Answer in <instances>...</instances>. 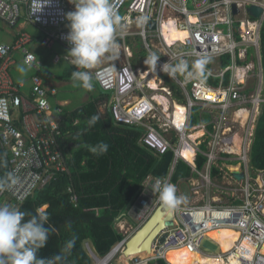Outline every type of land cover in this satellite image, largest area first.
<instances>
[{
	"label": "built area",
	"instance_id": "obj_1",
	"mask_svg": "<svg viewBox=\"0 0 264 264\" xmlns=\"http://www.w3.org/2000/svg\"><path fill=\"white\" fill-rule=\"evenodd\" d=\"M111 3L127 27L118 36L124 52L119 51L115 60L95 70L97 84L110 94L109 102L101 108L109 110L117 125L142 128L145 133L139 144L155 157L173 152L170 172L161 180L173 184L177 195L184 197L177 208L167 212L173 214L174 225L158 236L151 256H131L121 264H171L167 254L182 249L222 257L227 264L230 259L235 264H264V170L256 169L251 158L264 108V0ZM251 9L260 11V16H255ZM74 10L70 0H0V20L9 27L16 28L25 19L42 32L45 43H59L67 50L70 45L64 38L69 32L64 29L69 24L66 13ZM141 16L147 20L138 25L136 20ZM151 24L155 27L150 28ZM130 38L139 39L145 58L152 52L160 57L156 73L132 66L134 52L127 44ZM32 42L29 33L21 32L13 44L0 45V148L9 165L8 172L18 180L10 189L0 192V199L14 200L16 206L33 197L56 174L71 173L70 157L62 144L72 135L62 130L64 111L54 110L50 103L57 89L47 87L40 76H33L29 99L23 93L26 83L17 84L11 75L17 63L15 52L22 54L27 67L41 71L40 62L28 48ZM198 54L210 57V66L206 65L200 78L172 79L159 71V65L170 57L173 63L184 59L191 65ZM223 58L229 59L228 65H223ZM153 79L156 87L151 85ZM212 79L218 83L213 84ZM168 82L181 94L178 102L173 99ZM177 106L185 109L182 122L177 120ZM195 109H200V125L191 124ZM199 131L203 134L193 138ZM186 146L205 158L202 168L184 158ZM179 161L191 168V176L184 182L188 195L182 185L173 182ZM156 180L150 176L144 182L128 213L132 221L123 219L117 225L124 239L110 254L100 258L88 245L93 264H117L116 257L125 256L129 239L161 206L150 187ZM70 191L71 200L76 203L77 196L73 189ZM222 230L239 235L227 253H221V244L209 237L211 232Z\"/></svg>",
	"mask_w": 264,
	"mask_h": 264
},
{
	"label": "trees",
	"instance_id": "obj_2",
	"mask_svg": "<svg viewBox=\"0 0 264 264\" xmlns=\"http://www.w3.org/2000/svg\"><path fill=\"white\" fill-rule=\"evenodd\" d=\"M128 42L132 44L131 40ZM261 54L264 68V30ZM140 55L144 57L145 52L141 51ZM228 64L229 59L223 58V65ZM207 66H210L209 63ZM211 82L218 83L214 79ZM109 100L110 95H101L65 116L62 130L70 132L72 136L65 139L62 145L64 153L70 157V175L56 174L35 196L29 197L19 206L21 210L34 211L37 207L48 205L46 211L49 213V223L57 231L50 235L47 246L40 250L39 256L49 257L58 253L65 242L73 237L75 245L66 264H93L87 251V245H90L87 242H91L90 247L100 258L107 256L124 239L117 225L123 219L132 221L128 213L139 198L144 182L150 176L164 179L170 172L173 152L155 157L139 144L142 128L117 125L110 114L101 116L100 104ZM199 112L200 109H196L191 124H199ZM93 115H99L100 119L95 126L89 127L87 121ZM99 142L108 144L109 148L106 154L97 156L89 151L88 146H95ZM183 155L199 169L206 161L187 146L183 149ZM251 158L256 169L264 170V108ZM8 171L9 165L0 148V176ZM190 176L191 168L179 161L174 170L173 182L182 185ZM70 189L77 196L76 203L71 200L73 194ZM8 200L15 205L14 200ZM209 237L225 242L221 246V253H224L238 238V234L220 231L210 233ZM168 260L171 264H214L211 259L200 254L191 257L185 252L172 253ZM159 263L165 264L163 261Z\"/></svg>",
	"mask_w": 264,
	"mask_h": 264
},
{
	"label": "clouds",
	"instance_id": "obj_3",
	"mask_svg": "<svg viewBox=\"0 0 264 264\" xmlns=\"http://www.w3.org/2000/svg\"><path fill=\"white\" fill-rule=\"evenodd\" d=\"M75 10L66 13L69 32L64 37L70 48L66 59L76 67L71 73L73 82L87 90L93 88V76L90 70L104 60H115L119 55L118 36L123 35L127 24L114 10L111 0H70ZM48 3V0H44ZM147 17H138L136 23L143 25ZM31 59V57H29ZM160 57L150 53L144 63L152 72H157ZM210 57L198 54L189 63L180 59L173 63L159 65V71L174 79L186 76L197 79L203 76ZM21 72L24 68L19 69ZM99 115H93L87 121L89 127L95 126ZM94 155L106 154L109 145L99 142L88 146ZM18 182L12 172L0 176V192L6 191ZM160 205L171 211L179 206L184 197L177 195L176 187L167 180L157 179L150 186ZM48 205L37 207L34 211L21 210L12 204H0V264H66L67 258L75 245V237L67 240L60 251L52 256L43 257L38 253L47 246L49 237L57 230L49 223ZM70 228L71 225L69 224Z\"/></svg>",
	"mask_w": 264,
	"mask_h": 264
},
{
	"label": "rangeland",
	"instance_id": "obj_4",
	"mask_svg": "<svg viewBox=\"0 0 264 264\" xmlns=\"http://www.w3.org/2000/svg\"><path fill=\"white\" fill-rule=\"evenodd\" d=\"M26 25H28L27 31L29 33L31 32H35L36 34L38 33V31H34V27L32 25L28 23ZM0 26L4 29L3 31L11 30L8 26L4 25V23H2L1 21H0ZM2 34L5 36V32ZM2 42H3V39L1 36L0 43ZM39 46H37V49L41 51L40 54L38 53V51H34V53L39 54V58L42 59L43 66L41 67V72L39 73V75L42 78H44L46 81H51L54 79V84L56 83L54 86L57 87V91H58L56 96L50 98V103L54 110L57 109V106L59 103L69 102V105L63 108V110L66 113H69V112H72L80 108L81 106L89 102L90 99L99 98L101 97L102 94L110 95L109 93H104L101 90V88L99 87V85L97 84L94 78V74H95V70L99 66L108 64L110 63L111 60L106 59L102 61L99 65H97L94 69L90 70L93 76L94 86L92 90H87V89L82 88L79 85V82H75V83L73 82L71 73L73 71H76L77 69L75 66H72L66 60L68 50L64 46H62L59 43H53L51 47H46L42 43H39ZM56 56L60 57V62L58 63H55V60H54ZM18 60L21 61L22 59L20 58ZM17 65L11 69L12 78L15 80H18V78H20V81L31 86V83L29 84V82L31 81L33 75L35 74L34 70L32 68L25 66L23 62L22 63L19 62V64ZM137 66H139V64L134 65V67H137ZM142 66L144 67V69H148V66L145 63H143ZM20 68H24V71L21 72L19 70ZM164 78L166 79L165 76ZM181 188L183 189L184 194L188 195V189L186 188V185L182 184ZM4 203L12 204V202L8 199H0V204H4ZM118 227H119V224H118ZM87 243L92 246L91 242H87ZM219 243L222 246L224 245L225 242L219 241ZM89 246L87 245V248ZM210 255H214V253H210ZM118 259H119V256L116 257L115 263L118 262Z\"/></svg>",
	"mask_w": 264,
	"mask_h": 264
},
{
	"label": "crops",
	"instance_id": "obj_5",
	"mask_svg": "<svg viewBox=\"0 0 264 264\" xmlns=\"http://www.w3.org/2000/svg\"><path fill=\"white\" fill-rule=\"evenodd\" d=\"M1 21V20H0ZM2 23H4L3 21H1ZM27 24V22H26V20L25 19H23L22 21H21V23H20V25L18 26V27H16V28H11V27H9L6 23H4V25H6V26H8L11 30H5V31H3L4 29L0 26V37L2 36V39H3V42L2 43H0V45L1 44H9V45H11V44H13L15 41H16V39H17V37H18V35L21 33V32H27V33H29L28 31H27V26L28 25H26ZM34 27V26H33ZM34 31H38V33L36 34L35 32H31V33H29L31 36H32V40H33V42L30 44V46H29V48H30V50H31V52L32 53H34V51H38V53L40 54V50H38L37 49V46H39V43H42L44 46H46V47H51V45L53 44V43H45V37H44V35L42 34V32L38 29V28H36V27H34ZM5 32V36L2 34V33H4ZM5 39V40H4ZM129 40H131L132 41V44H130L128 41ZM118 43H119V40H118ZM127 44H128V47L130 48V50L131 51H133L134 53H133V55H134V58L133 59H131L130 60V62H131V64H132V66L134 67V65H137V64H139V66H137V67H134V68H139V67H141V68H144L143 66H142V64L144 63V61H145V56L144 57H142L141 55H140V52L141 51H143L142 50V47H141V45H140V41H139V39L138 38H136V39H134V38H130V39H128L127 40ZM40 47V46H39ZM119 51H123L124 52V50L121 48V46L119 47ZM35 54V53H34ZM39 54H35L36 55V57H37V60L40 62V64H41V67L43 66V64H42V59L41 58H39ZM14 58L16 59V61H17V63H16V65L17 64H19V62H23V56H22V54L21 53H19V52H15L14 53ZM22 59L21 61H19L18 59ZM59 59V60H58ZM54 60H55V63H58V62H60V57L59 56H56L55 58H54ZM56 60H58V62L56 61ZM67 60V59H66ZM68 61V60H67ZM23 64H24V62H23ZM25 65V64H24ZM18 66V65H17ZM26 66V65H25ZM215 68H218V67H215ZM41 69V68H40ZM41 72V71H40ZM40 72H35L34 71V75L33 76H35L36 74L38 75V76H40L39 75V73ZM41 77V76H40ZM17 79V78H16ZM41 79L44 81V83H45V85L47 86V87H51V88H56L57 89V87L56 86H54L55 84H54V79L53 80H51V81H46L44 78H42L41 77ZM57 79V78H56ZM14 81L17 83V84H19V83H22V81H20V78H18V80H15L14 79ZM31 83V81L29 82V84ZM166 85L167 86H169V87H171L172 89H173V92H174V97H173V99L175 100V101H179L180 100V96H181V94L179 93V91H178V89L176 88V87H174V86H172L169 82L168 83H166ZM23 93L29 98V99H32V95H31V86H29L28 84H26V88L23 90ZM102 95H104V94H102ZM100 98V97H99ZM106 102H103L102 104H100V107H99V111H100V114H101V116H106L107 114H110V112H109V110H105L104 108H101L104 104H105ZM67 105H69V102H63V103H59L58 104V106H57V108H61L62 110H63V108L65 107V106H67ZM82 107V106H81ZM80 107V108H81ZM79 109V108H78ZM77 110V109H76ZM64 111V110H63ZM75 111V110H74ZM74 111H72V112H74ZM195 111H196V109H195ZM195 111H194V114H195ZM69 113H71V112H69ZM69 113H66L65 111H64V116H67ZM111 115V114H110ZM200 112H199V124L198 125H200L201 124V122H200ZM203 119L207 122V121H209V118H208V116H206V115H203ZM143 130V129H142ZM145 133V131L143 130V134ZM226 249H228V248H226Z\"/></svg>",
	"mask_w": 264,
	"mask_h": 264
},
{
	"label": "water",
	"instance_id": "obj_6",
	"mask_svg": "<svg viewBox=\"0 0 264 264\" xmlns=\"http://www.w3.org/2000/svg\"><path fill=\"white\" fill-rule=\"evenodd\" d=\"M251 12L259 17L260 11L256 9H251ZM154 24L150 25V28H154ZM65 30H69V24L64 27ZM239 178L242 176L237 175ZM36 195V192L33 194ZM169 210L160 206L152 217L142 226V228L137 231L127 242L124 255L126 257L135 256L141 253L151 254L153 251V246L158 238V236L165 231L166 228L172 227L174 225V216L172 213H168ZM151 264H160L159 262H154Z\"/></svg>",
	"mask_w": 264,
	"mask_h": 264
},
{
	"label": "bare ground",
	"instance_id": "obj_7",
	"mask_svg": "<svg viewBox=\"0 0 264 264\" xmlns=\"http://www.w3.org/2000/svg\"><path fill=\"white\" fill-rule=\"evenodd\" d=\"M151 85L152 86H154V87H156V79H153L152 80V82H151ZM177 120H178V122L180 121V119H181V122L183 121V118H184V113H185V109H184V107L183 106H177ZM203 134V132L202 131H199V132H197L196 134H193V138H197V137H199V136H201ZM222 231H231V230H222ZM234 232V231H233ZM212 233V232H211ZM239 236V235H238ZM238 240V238L237 239H235V240H233V243H232V245H231V247H229L228 249H226L225 251H224V253H227V252H229L231 249H232V247L234 246V243L236 242ZM179 252H185V253H187L189 256H191V257H193L195 254H200V255H202V256H204V257H206V258H209V259H211L212 261H213V263L214 264H227V262L222 258V257H215V256H207V255H204V254H202V253H200V252H189L187 249H182V250H178V251H170L168 254H167V258L172 254V253H179ZM136 257H140V258H142V259H146V258H148V257H150L151 256V254H149V253H141V254H137V255H135ZM134 256H132V258H133ZM130 259V257H127L126 258V256H121L119 259H118V262H117V264H121V263H123V262H126L127 260H129ZM229 261H231V263H228V264H235V262L232 260V259H230Z\"/></svg>",
	"mask_w": 264,
	"mask_h": 264
}]
</instances>
